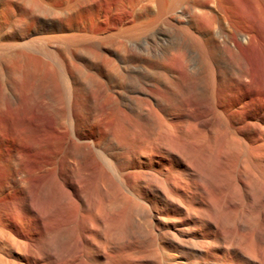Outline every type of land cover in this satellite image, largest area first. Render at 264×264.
I'll return each mask as SVG.
<instances>
[{
    "label": "bare ground",
    "instance_id": "1",
    "mask_svg": "<svg viewBox=\"0 0 264 264\" xmlns=\"http://www.w3.org/2000/svg\"><path fill=\"white\" fill-rule=\"evenodd\" d=\"M98 80L59 103L26 165L8 264H264V108L222 103L240 79L117 76L130 90L103 95Z\"/></svg>",
    "mask_w": 264,
    "mask_h": 264
},
{
    "label": "rangeland",
    "instance_id": "2",
    "mask_svg": "<svg viewBox=\"0 0 264 264\" xmlns=\"http://www.w3.org/2000/svg\"><path fill=\"white\" fill-rule=\"evenodd\" d=\"M220 74L241 81L223 105L264 108V0H0V264L11 232L24 235L26 165L39 167V143L76 84L97 78L103 95L130 90L113 88L117 76L161 91L201 79L214 93Z\"/></svg>",
    "mask_w": 264,
    "mask_h": 264
}]
</instances>
